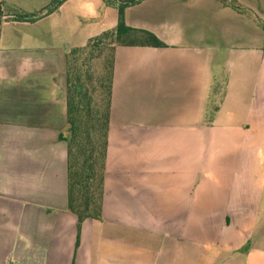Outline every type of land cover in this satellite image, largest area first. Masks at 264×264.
<instances>
[{"label": "crops", "instance_id": "crops-1", "mask_svg": "<svg viewBox=\"0 0 264 264\" xmlns=\"http://www.w3.org/2000/svg\"><path fill=\"white\" fill-rule=\"evenodd\" d=\"M232 1L125 9L166 46L114 51L102 218L79 229L65 56L114 28L118 3L0 0L42 13L0 23V264H264V30Z\"/></svg>", "mask_w": 264, "mask_h": 264}, {"label": "trees", "instance_id": "trees-1", "mask_svg": "<svg viewBox=\"0 0 264 264\" xmlns=\"http://www.w3.org/2000/svg\"><path fill=\"white\" fill-rule=\"evenodd\" d=\"M108 1L118 3L117 25L90 38L86 45L72 48L65 56L67 127L61 139L68 147V210L77 216L79 229L86 219L102 218L114 51L118 47L166 46L152 32L126 24L125 9L140 0ZM221 1L239 7L232 0ZM56 8L57 3L45 12ZM39 16L42 13L8 11L0 2V23L33 21ZM98 59L102 60L100 72L93 70V62Z\"/></svg>", "mask_w": 264, "mask_h": 264}, {"label": "rangeland", "instance_id": "rangeland-1", "mask_svg": "<svg viewBox=\"0 0 264 264\" xmlns=\"http://www.w3.org/2000/svg\"><path fill=\"white\" fill-rule=\"evenodd\" d=\"M90 1H97L96 3H98L100 0H90ZM240 4H242V6H244V9H252V7L254 8V6L257 7V13L258 16L260 17V22L261 25H264V0H237ZM24 3V2H23ZM23 3H21V5H18L20 7H14V6H10L5 4L6 9L8 11L11 12H22L25 13L27 12L28 7L26 5H23ZM95 4H86L85 6L80 7V10L82 11H86L89 14H92L91 18H97L94 19L92 21H88V26H100L103 21H104V12L96 9V7L94 6ZM98 5V4H97ZM250 6V7H249ZM259 6H262V10H259ZM263 28V26H262ZM105 58V56H104ZM102 69V60L98 59V60H94L93 62V70L100 72V70ZM150 256H148L146 259H148ZM152 262V261H151Z\"/></svg>", "mask_w": 264, "mask_h": 264}]
</instances>
